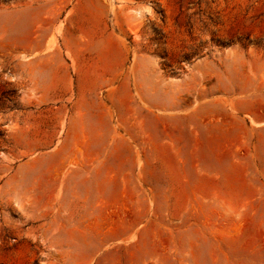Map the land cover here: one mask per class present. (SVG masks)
Returning a JSON list of instances; mask_svg holds the SVG:
<instances>
[{
  "label": "rangeland",
  "instance_id": "rangeland-1",
  "mask_svg": "<svg viewBox=\"0 0 264 264\" xmlns=\"http://www.w3.org/2000/svg\"><path fill=\"white\" fill-rule=\"evenodd\" d=\"M108 44L111 145L129 147L101 164L99 212L72 178L93 164L50 157L68 110L34 96L40 72L62 82ZM252 114L264 123V0H0V264H264Z\"/></svg>",
  "mask_w": 264,
  "mask_h": 264
},
{
  "label": "crops",
  "instance_id": "crops-1",
  "mask_svg": "<svg viewBox=\"0 0 264 264\" xmlns=\"http://www.w3.org/2000/svg\"><path fill=\"white\" fill-rule=\"evenodd\" d=\"M109 46L110 44H108L107 49H103L107 50L103 59L74 58L66 61L63 70L65 80L62 82L52 79V76L57 73L55 69L40 72L38 78L42 82L38 88L41 87L40 89L43 91L41 95L34 96L41 101L60 99L63 108L68 110L67 134L61 143L63 149L60 153H54L50 157L59 158L62 155L63 160L68 157L70 162L93 164L89 171L83 172V177L72 178L78 179L81 187H84L85 195H89L94 204L96 203V195H98L99 212L101 211L102 185L107 180L112 181L111 173H102L101 164L118 162L123 146L127 150L128 144L127 140L117 139L116 144L111 145V136L114 130L112 100L114 96L117 97L118 93L116 88L113 89L112 87L113 75H115L117 65L107 58L111 51ZM92 47V44H88V50H93ZM50 77L52 78L49 79ZM248 122L256 126L264 124L261 122V118L255 114H252L251 120ZM248 130L251 134L254 133L253 129ZM229 131L227 139L230 136ZM81 132L84 133V138H81ZM76 150L78 155H73ZM65 152L67 155L63 154ZM75 155L77 158L73 157ZM75 184L76 181L73 180L72 185ZM93 211H96L94 206ZM88 237L78 241L96 242L100 240V238H96L95 233L89 234Z\"/></svg>",
  "mask_w": 264,
  "mask_h": 264
}]
</instances>
